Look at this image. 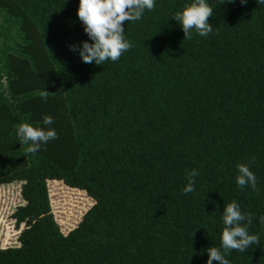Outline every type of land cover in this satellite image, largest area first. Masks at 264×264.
<instances>
[{"label":"trees","instance_id":"obj_1","mask_svg":"<svg viewBox=\"0 0 264 264\" xmlns=\"http://www.w3.org/2000/svg\"><path fill=\"white\" fill-rule=\"evenodd\" d=\"M190 2L155 0L123 21L132 47L95 65L68 49L87 39L78 0H0V199L18 205L9 222L0 215V232L16 236L0 238V264H205L232 200L259 243L226 258L264 264V4L208 0L213 31L184 38L171 17ZM22 121L56 138L26 154ZM238 164L255 190L236 186ZM46 181L93 201L66 234Z\"/></svg>","mask_w":264,"mask_h":264},{"label":"clouds","instance_id":"obj_2","mask_svg":"<svg viewBox=\"0 0 264 264\" xmlns=\"http://www.w3.org/2000/svg\"><path fill=\"white\" fill-rule=\"evenodd\" d=\"M227 2L231 3L232 0ZM239 2L243 5L247 0ZM154 3L155 0H78L76 17L87 39L79 44H69V51L75 52L83 63L101 65L106 60L116 61L122 53L132 47L124 35L122 22L140 20L146 10L153 9ZM256 4H264V0H256ZM212 15L213 7L208 0H191L181 10L173 13L171 18L179 25L184 38H190L192 31L204 37L213 31L207 19ZM39 94L44 98L48 92L43 89ZM52 122V116L43 115L38 124L47 126ZM15 136L26 154H34L43 144L56 138V130L22 121L15 125ZM236 170V186L241 189L247 186L255 190L256 176L248 165L238 164ZM197 175L195 168L186 171L187 183L181 189L183 193L193 191L194 177ZM220 219L224 227L219 234V247L211 246L204 250L207 253L205 264H213V261L217 264H230L226 258L227 252L237 250L243 253L259 243L258 235L248 232V224L252 222L251 214L242 212L236 200L223 204ZM258 223L264 225V215L258 217Z\"/></svg>","mask_w":264,"mask_h":264},{"label":"rangeland","instance_id":"obj_3","mask_svg":"<svg viewBox=\"0 0 264 264\" xmlns=\"http://www.w3.org/2000/svg\"><path fill=\"white\" fill-rule=\"evenodd\" d=\"M46 186H47V194L49 199L50 210L53 215V218L57 223V225L59 226L61 233L66 234L68 231H70L77 225V223L81 220L82 215L92 206L93 201L85 194V192H79L68 189L67 186H65L61 181H59V183L46 181ZM3 200H4L3 198L0 199V215H4L3 218L5 222L7 221L9 222L13 210L18 205H15L13 207V210L10 211L5 209L7 205ZM23 227L24 225L20 224L16 228L14 225V221L13 224H11V230L18 229L19 231L17 237L20 231L23 229ZM0 236L1 239H6V238L11 239L16 237V236H10V237L7 236L6 231H3L2 233L0 232Z\"/></svg>","mask_w":264,"mask_h":264}]
</instances>
